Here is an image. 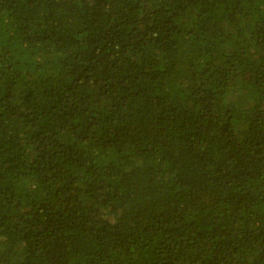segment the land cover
<instances>
[{
	"label": "trees",
	"instance_id": "16d2710c",
	"mask_svg": "<svg viewBox=\"0 0 264 264\" xmlns=\"http://www.w3.org/2000/svg\"><path fill=\"white\" fill-rule=\"evenodd\" d=\"M0 264H264V0H0Z\"/></svg>",
	"mask_w": 264,
	"mask_h": 264
}]
</instances>
